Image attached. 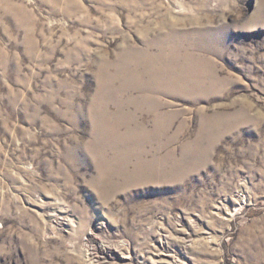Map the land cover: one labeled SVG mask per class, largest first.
Listing matches in <instances>:
<instances>
[{
    "label": "rangeland",
    "instance_id": "1",
    "mask_svg": "<svg viewBox=\"0 0 264 264\" xmlns=\"http://www.w3.org/2000/svg\"><path fill=\"white\" fill-rule=\"evenodd\" d=\"M0 264H264V0H0Z\"/></svg>",
    "mask_w": 264,
    "mask_h": 264
}]
</instances>
